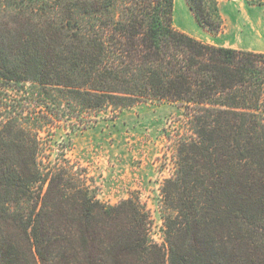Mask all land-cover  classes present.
<instances>
[{"label":"trees","instance_id":"1","mask_svg":"<svg viewBox=\"0 0 264 264\" xmlns=\"http://www.w3.org/2000/svg\"><path fill=\"white\" fill-rule=\"evenodd\" d=\"M186 2L220 31L218 0ZM173 14L174 0H0V92L39 88L38 132L0 100V264H264V53L206 44ZM146 103L183 109L193 135L162 188L163 244L138 200L108 205L63 153L39 160L47 129Z\"/></svg>","mask_w":264,"mask_h":264},{"label":"rangeland","instance_id":"2","mask_svg":"<svg viewBox=\"0 0 264 264\" xmlns=\"http://www.w3.org/2000/svg\"><path fill=\"white\" fill-rule=\"evenodd\" d=\"M218 7L221 29L217 34L197 23L186 0H174V26L207 44L264 53V6L248 0H218ZM5 90L0 100L23 111L38 132L39 88L27 83ZM113 116L108 112L93 117L87 130L73 133L60 123L40 133L39 160L47 165L63 153L85 169L94 193L108 205L138 200L151 217V239L163 244L162 188L175 175L180 141L193 136L188 120L183 109L167 103L140 104Z\"/></svg>","mask_w":264,"mask_h":264},{"label":"crops","instance_id":"3","mask_svg":"<svg viewBox=\"0 0 264 264\" xmlns=\"http://www.w3.org/2000/svg\"><path fill=\"white\" fill-rule=\"evenodd\" d=\"M199 40V39H198ZM207 44V43H206ZM216 46V45H215ZM221 47H224V46H221ZM226 48H228V47H226ZM232 49H234V48H232Z\"/></svg>","mask_w":264,"mask_h":264}]
</instances>
